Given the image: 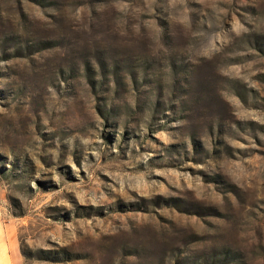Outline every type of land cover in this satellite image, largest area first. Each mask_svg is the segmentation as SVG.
<instances>
[{"label":"rangeland","instance_id":"obj_1","mask_svg":"<svg viewBox=\"0 0 264 264\" xmlns=\"http://www.w3.org/2000/svg\"><path fill=\"white\" fill-rule=\"evenodd\" d=\"M0 216L20 264H264V0H0Z\"/></svg>","mask_w":264,"mask_h":264},{"label":"crops","instance_id":"obj_2","mask_svg":"<svg viewBox=\"0 0 264 264\" xmlns=\"http://www.w3.org/2000/svg\"><path fill=\"white\" fill-rule=\"evenodd\" d=\"M6 230L7 224L0 216V264H20L16 239Z\"/></svg>","mask_w":264,"mask_h":264}]
</instances>
